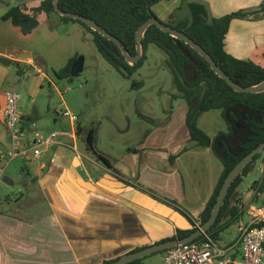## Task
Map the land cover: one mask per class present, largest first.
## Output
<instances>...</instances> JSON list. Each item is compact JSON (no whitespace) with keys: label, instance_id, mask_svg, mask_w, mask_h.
Here are the masks:
<instances>
[{"label":"crops","instance_id":"crops-1","mask_svg":"<svg viewBox=\"0 0 264 264\" xmlns=\"http://www.w3.org/2000/svg\"><path fill=\"white\" fill-rule=\"evenodd\" d=\"M12 1L0 0V57L10 60V65L16 64L18 71L11 79L12 71L3 70L0 108L5 104V92L16 89L21 81V69H31L30 73L36 69L19 58L36 26L29 31H33L31 34H24L21 28L2 17L11 7L23 6L25 13L34 18L32 9L43 0H14L18 2L14 6ZM183 1L166 0L155 5L152 11L160 21L170 23L175 21L174 12L181 8ZM201 1L208 4L212 19L240 12L255 13L264 5V0ZM55 16L39 14L37 25L41 20L52 24L59 35L67 34L75 23H63ZM72 43L71 40L63 64L54 69V75L75 57ZM224 49L238 60L251 61L264 68V15L232 19ZM171 79L176 88L172 73ZM3 85H7L6 89ZM43 85L39 83L41 89ZM171 95L180 94L176 89L169 92L164 117L150 116L142 110L144 113L139 117L152 127L144 129L139 139H130V127L122 126L115 116L108 115L111 151L100 146L99 124L92 125V122L86 127L79 120L75 132L71 122L64 125L54 119L53 129L38 127L35 105L32 113L21 111V129L30 138L57 131L71 135L60 137L56 144L44 149L32 169L28 166L22 169L28 179L23 185L25 193L16 200L22 197L25 200L14 204L10 213L0 210V264H93L117 260L136 249L171 238L178 230L197 226L224 166L213 147L198 146L191 140L186 124L188 105ZM0 121L4 126L1 115ZM197 124L211 140L219 133L228 132L221 110L203 113ZM78 126L83 128L80 135ZM92 128L97 132L96 148L111 167L86 149L85 138ZM79 141L84 150H80ZM8 143L7 149H11V141Z\"/></svg>","mask_w":264,"mask_h":264},{"label":"trees","instance_id":"trees-1","mask_svg":"<svg viewBox=\"0 0 264 264\" xmlns=\"http://www.w3.org/2000/svg\"><path fill=\"white\" fill-rule=\"evenodd\" d=\"M53 1H41L38 7L32 9V17L36 18L42 13L47 16L58 15L55 12ZM163 1L166 0H60L59 7L64 12L92 19L108 33L118 38L127 51L134 56L137 53L136 32L148 19L151 17L157 18L152 8ZM193 6L196 10H194V21L190 27H188V20L181 21L176 25L174 20L165 24L183 31L201 45L234 82L243 87L255 86L264 82L263 67L251 61L238 60L226 53L224 49V39L231 20L234 18L261 17L264 15V5L258 12L235 13L220 19H213L212 24H209L205 7L198 4ZM24 10L23 6L11 7L2 19L10 20L14 26L21 28L24 34H29L21 26L23 20L31 18ZM58 16L63 23H78L83 26L92 35L98 53L123 77H131L144 65L147 60L146 53L149 45H155L167 55V63L180 94L178 97L172 95V98H181L188 105L186 124L191 140L196 142L198 146L213 147L214 152L222 160L224 166L213 195L200 216L199 223L204 224L211 216L219 192L230 171L242 158L264 143V93L235 92L211 69L210 65L196 50L184 41L162 31L157 26L152 25L147 29L142 41L144 54L139 62L130 65L121 54V50L113 42L79 20ZM76 60L77 57H74L66 67L55 71L56 77L59 79L71 78V67ZM121 67L129 72V76L122 73ZM137 86H140V83H135V87ZM211 110L222 111L228 128L227 133H219L213 140L197 124L199 116ZM82 132L83 128L78 126L77 134L80 135ZM96 133L95 128L90 129L87 133L85 138L86 149L106 166L111 167L109 160L96 148ZM263 154L264 151L256 155L236 177L230 187L216 223L206 232V235H210L215 241L219 242L221 233L233 225L239 217L242 201V199H239V189L244 183V179L254 170L256 162ZM251 190L254 192L253 202L257 204L264 203V173L259 180L251 185ZM260 198L262 200L258 203L257 201ZM233 202L235 204L231 207ZM196 230V225L189 229L178 230L176 235L161 242L184 239ZM200 239L202 237L194 242ZM138 250L140 249H136L134 252ZM143 260L144 258L128 264H143ZM111 261L115 260L103 261L101 264Z\"/></svg>","mask_w":264,"mask_h":264},{"label":"rangeland","instance_id":"rangeland-1","mask_svg":"<svg viewBox=\"0 0 264 264\" xmlns=\"http://www.w3.org/2000/svg\"><path fill=\"white\" fill-rule=\"evenodd\" d=\"M16 4L18 2L13 0L12 6ZM36 18L34 19L39 22ZM85 31L83 26L75 23L67 34L59 35L52 24H46L40 20L25 49L19 53V58L35 66L46 77L37 74L36 69L35 73H30L31 69L22 68V78L17 83L16 89L8 90H14L20 94L19 107L23 113H32V106L35 105L38 127L45 126L53 129L54 119L69 125V118L63 115L65 109L78 116L83 126H91L92 122H94L92 125H101L100 146L111 151L109 147L111 120H108V115L110 118L112 115L115 116L122 126L130 127V139L134 140L137 137L139 139L144 129L152 127L139 117L140 114L145 112L150 116L160 114L164 117V107L169 104V92L174 89L178 93L179 91L175 86L173 88L172 71L167 59L164 58V52L155 45L148 46L147 60L144 65L131 77L126 78L98 53L92 35ZM71 40L75 50L74 56L77 59L84 58V70L74 78L59 79L53 71L62 66V60L70 49ZM2 59L4 57H0V82L5 76L3 70L12 71L11 79L18 71L16 64L6 66L2 63ZM40 82L44 84L43 89L39 87ZM135 83H143V85L135 87ZM3 86V89H6L7 85ZM8 137L5 125L3 126L0 121V170H2L0 210L10 213L14 204L25 200L23 197L18 200L16 198L21 196V193H25L23 185L28 179L22 169L25 166L32 169V164L21 158L9 159L8 153L11 149H7L10 145ZM78 145L80 150L85 149L81 141ZM255 165V169L244 179L239 189V199H242L240 205L245 206L254 201L251 185L264 173V154ZM261 200L262 198L257 202L260 203ZM238 233L234 223L221 233L219 244L222 246L234 244ZM143 264H163V253L145 257Z\"/></svg>","mask_w":264,"mask_h":264},{"label":"built area","instance_id":"built-area-1","mask_svg":"<svg viewBox=\"0 0 264 264\" xmlns=\"http://www.w3.org/2000/svg\"><path fill=\"white\" fill-rule=\"evenodd\" d=\"M4 97L5 104L0 108V115L11 138L9 159L21 158L27 163L37 164L44 149L56 144L60 137L71 135L69 132L57 131L47 136L30 138L21 129L20 94L8 90ZM63 115L69 118L76 132L78 116L67 109ZM235 224L239 233L234 244L222 246L205 233L197 242L165 251L163 264H264V203L240 205V215Z\"/></svg>","mask_w":264,"mask_h":264},{"label":"water","instance_id":"water-1","mask_svg":"<svg viewBox=\"0 0 264 264\" xmlns=\"http://www.w3.org/2000/svg\"><path fill=\"white\" fill-rule=\"evenodd\" d=\"M4 3H10V0H2ZM59 1L60 0H54V9L55 12L60 15L61 17H67L72 18L81 21L85 25H87L92 30L98 32L105 38H107L109 41L113 42L120 50L121 54L124 56L126 62L130 65H135L137 62H139L144 54V49L142 45V41L145 37V33L147 29L154 25L160 28L162 31L170 34L172 37L177 38L181 41H184L187 45H189L192 49L196 50L197 53L205 59V61L210 65L211 69L221 78L223 79L235 92L237 93H251V94H259L264 93V82L250 87H243L240 84L234 82L225 72L224 70L216 64V62L213 60V58L207 53V51L198 43H196L194 40H192L188 35H186L183 31L178 30L177 28L166 25L165 23H162L158 18L151 17L146 22H144L138 29L135 35L136 39V55H131L123 43L113 36L112 34L108 33L105 29H103L101 26H99L96 22H94L92 19L82 17L77 14L64 12L59 7ZM191 4H198L203 7H205V10L207 12V16L209 19V24H212L213 19L209 10V6L207 3L201 0H184L183 4L180 9L176 10L174 12L175 21L174 24H178L180 21L188 20V27H190L194 21L193 12L191 9ZM38 22L34 18H29L26 20H23L21 23L22 28L25 31H31L35 26H37ZM2 63L6 66L10 65V60L2 59ZM84 70V58L80 57L78 58L71 67V78L76 77L80 73H82ZM122 73H124L126 76H129V72L121 67ZM8 141H11V138L8 139ZM264 151V143L260 144L257 148H255L253 151H251L248 155H246L244 158H242L230 171L228 174L220 192L217 197V201L213 207L212 213L210 218L204 223L200 224L198 223L197 230L192 233L190 236L184 238V239H175L170 240L166 242H160L153 244L151 246L142 248L138 251L131 252L115 261L108 262L106 264H128L130 262L143 259L147 256L153 255L155 253H160L167 251L169 249L175 248L180 245H185L194 242L198 238L202 237L207 231H209L214 224L217 221V218L220 214L221 208L225 202V199L228 195L229 189L232 186L234 180L236 177L241 173V171L255 158L256 155L262 153ZM235 202L231 204V207H233Z\"/></svg>","mask_w":264,"mask_h":264},{"label":"flooded vegetation","instance_id":"flooded-vegetation-1","mask_svg":"<svg viewBox=\"0 0 264 264\" xmlns=\"http://www.w3.org/2000/svg\"><path fill=\"white\" fill-rule=\"evenodd\" d=\"M238 127H239V124H238Z\"/></svg>","mask_w":264,"mask_h":264}]
</instances>
